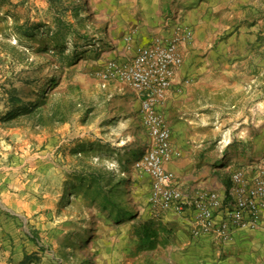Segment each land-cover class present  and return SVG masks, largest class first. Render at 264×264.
I'll return each mask as SVG.
<instances>
[{
	"label": "rangeland",
	"instance_id": "obj_1",
	"mask_svg": "<svg viewBox=\"0 0 264 264\" xmlns=\"http://www.w3.org/2000/svg\"><path fill=\"white\" fill-rule=\"evenodd\" d=\"M195 2L0 0V264L180 260L139 166L150 137L137 93L98 73L121 60L117 52L131 47L133 29H173L179 10ZM257 2L259 18L248 9L246 22L264 25V0ZM210 30L212 81L201 94L212 102L224 172V120L245 118L252 127L246 158L264 155V29ZM200 43L203 63L209 50ZM253 60L258 82L235 83L253 72ZM252 90L255 113L246 108L253 99H242Z\"/></svg>",
	"mask_w": 264,
	"mask_h": 264
},
{
	"label": "crops",
	"instance_id": "obj_2",
	"mask_svg": "<svg viewBox=\"0 0 264 264\" xmlns=\"http://www.w3.org/2000/svg\"><path fill=\"white\" fill-rule=\"evenodd\" d=\"M257 1L230 0L231 3L218 6L214 0H196L192 8L185 9L184 12L180 9L176 15L177 21L188 25L193 30V38L192 41L183 45V61L176 69L170 90L167 91L165 99L157 106V109L163 112L167 119L171 131V145L175 151L174 156L164 162V166L174 173L175 184L187 195L193 196L200 189H211L222 198L229 185V172L255 157L253 154L246 158L247 154L243 152L247 145L245 138L249 136V130L252 129L244 123L246 119L241 117L227 123L224 120L223 172V166H220L223 160L222 153H219L222 146L221 140L213 138L217 131L214 125H210L212 102L210 97L201 94V90L208 87L207 85L212 81L213 49L210 29H264L260 20L253 24L246 22L248 17H245V14L248 9L253 13L256 11L257 14L254 16L257 15L256 17L259 18V2ZM240 3L241 5L252 4V6H246L244 10H241L238 9ZM223 14L226 19L224 24L219 25L217 20ZM230 16L234 20L229 21L227 18ZM172 31L171 28L133 29L134 37L131 47L124 46V52H117L120 55L119 59H130L136 45L150 42L154 34L167 37ZM201 40L205 50H209L203 63L197 55V45L201 44ZM248 66V63L244 65L246 68ZM250 66L253 72L250 75H238L235 83L252 82L254 85L258 82L259 77L254 71L259 68V65L256 63L255 68L253 60ZM136 96L137 101H140L138 94ZM245 98L253 99L246 108L255 113V101L259 99L257 95L255 98V90L248 91L242 97L246 100ZM227 99L225 97L224 101ZM230 105L235 107V103L230 102ZM241 106L243 104L238 107ZM187 129H189L188 132ZM217 140L219 142L215 144ZM252 143L255 150L258 145L257 139ZM214 146L216 148L209 150V147ZM192 214L191 209H185L183 212L161 210V224L163 228L172 231V239L176 242L180 253L177 264H264V208L260 211L256 226L237 229L232 238L226 242L220 241L213 234L193 236L190 231Z\"/></svg>",
	"mask_w": 264,
	"mask_h": 264
},
{
	"label": "built area",
	"instance_id": "obj_3",
	"mask_svg": "<svg viewBox=\"0 0 264 264\" xmlns=\"http://www.w3.org/2000/svg\"><path fill=\"white\" fill-rule=\"evenodd\" d=\"M193 30L178 22L170 36H154L127 60L110 59L98 74L133 89L140 98L142 121L150 143L139 160L141 172L149 177V201L160 210L191 209V234H213L228 241L242 227H254L264 208V155L229 172V185L221 198L211 189L187 195L174 182V173L164 166L175 151L170 127L158 111L171 87L176 69L183 61V45L192 41Z\"/></svg>",
	"mask_w": 264,
	"mask_h": 264
}]
</instances>
